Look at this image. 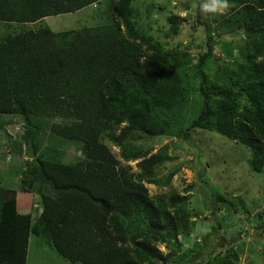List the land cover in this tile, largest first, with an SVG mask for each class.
<instances>
[{
  "label": "trees",
  "instance_id": "obj_1",
  "mask_svg": "<svg viewBox=\"0 0 264 264\" xmlns=\"http://www.w3.org/2000/svg\"><path fill=\"white\" fill-rule=\"evenodd\" d=\"M132 1L0 0V23L17 25L15 35L0 36L1 128L14 140L17 134L12 132V120L20 123L23 131L19 139L31 151L25 175L30 186L40 192L43 210L30 232L47 237L55 251L70 262L172 264L175 260L155 245L135 241V233L131 241L136 247L123 245L135 222H144L157 239L164 237L163 231L177 239V220L169 211V203L158 204L151 199L144 183L127 173L103 141L106 121L128 120L130 125L125 130L130 133L147 130L154 124L155 105L171 108L178 100L176 96L168 101L159 89L158 72L162 63L169 62L167 55L159 52L141 60L132 51L135 45L113 29L114 20L120 18L132 38L144 37L133 27ZM90 6L95 7L94 32L89 26L55 32L41 24L48 16ZM260 7H246L242 15H247L244 21L249 32H260L264 41V0ZM108 17L113 18L111 23H98ZM212 39L209 35L208 50L196 66L203 105L191 125L216 130L247 145L251 151L249 166L264 173V43L247 55L246 74L239 76V87H217L205 69L213 51ZM51 117L56 121L49 126ZM125 136L112 138L122 143ZM49 139L51 145L45 146ZM63 143L74 145L83 159L75 164L63 162L59 158L62 154L58 155L64 153L59 149ZM154 157L141 162L145 171L155 170L158 161ZM213 201L228 202L237 213L250 218L244 207L239 211L236 198L225 192L217 193ZM13 203L7 222L9 262L4 264H26L25 244L21 254L13 253ZM259 221L255 215V223ZM198 254L186 264H200L193 262L203 258L202 250Z\"/></svg>",
  "mask_w": 264,
  "mask_h": 264
},
{
  "label": "rangeland",
  "instance_id": "obj_2",
  "mask_svg": "<svg viewBox=\"0 0 264 264\" xmlns=\"http://www.w3.org/2000/svg\"><path fill=\"white\" fill-rule=\"evenodd\" d=\"M260 1L229 0V9L223 15H204L199 11L200 0H133L131 21L143 38H132L124 20H114L117 35L127 37L135 45L132 51L141 60L159 52L167 55L169 62L162 63L158 72L159 89L168 101L178 97L171 108L155 105L154 124L147 130L130 133L125 130L130 125L128 120L106 121L108 128L103 141L127 173L144 183L151 199L158 204L169 203V211L177 220V239L167 231H163V238L157 239L144 222L134 221L125 247H136L131 241L135 233L138 234L135 241L155 245L165 256L171 254L175 258L172 264H186L201 250L203 258L195 259L194 263L264 264V173L249 166L251 151L247 145L216 130L191 125L203 105L196 66L199 57L208 50V36L213 38V51L205 69L211 84L239 87V76L246 74L247 55L254 52L256 45L264 43L260 32H249L244 21L247 15L242 13L246 7L261 9ZM94 10L90 6L74 13L48 16L41 24L55 32L84 26L94 32ZM112 19L101 18L98 23H111ZM16 26L0 23V36L15 35ZM54 120L56 117H51L48 125ZM112 136L126 138L120 143ZM51 143L49 139L45 146ZM59 149L64 152L58 153L62 154L59 158L65 163L75 164L83 159L72 144H60ZM153 156L158 161L155 170L145 171L141 162ZM224 192L236 198L239 211L244 207L250 218L237 213L228 202L213 201L217 193ZM255 215H259V224L255 223ZM36 247L35 244L31 247L32 263L82 264L65 259L52 244L39 248L42 254L34 251Z\"/></svg>",
  "mask_w": 264,
  "mask_h": 264
},
{
  "label": "crops",
  "instance_id": "obj_3",
  "mask_svg": "<svg viewBox=\"0 0 264 264\" xmlns=\"http://www.w3.org/2000/svg\"><path fill=\"white\" fill-rule=\"evenodd\" d=\"M16 118L20 120L19 117ZM12 124V132L17 134L14 140L7 136L0 124V262L2 264L9 262L10 252L7 248L10 246V237L7 233L9 229L7 222L12 215L15 202L13 253L15 256L21 254V247L25 244L26 264H36L31 262V247L37 245L34 251L38 250L42 254L43 251L39 248L50 244L47 237L41 238L30 232L43 207L40 192L30 186V181L25 175L32 155L26 143L19 139L23 127L21 128L17 121L12 120ZM8 128L10 130V127Z\"/></svg>",
  "mask_w": 264,
  "mask_h": 264
},
{
  "label": "clouds",
  "instance_id": "obj_4",
  "mask_svg": "<svg viewBox=\"0 0 264 264\" xmlns=\"http://www.w3.org/2000/svg\"><path fill=\"white\" fill-rule=\"evenodd\" d=\"M229 9V0H200L199 11L204 15H223Z\"/></svg>",
  "mask_w": 264,
  "mask_h": 264
},
{
  "label": "built area",
  "instance_id": "obj_5",
  "mask_svg": "<svg viewBox=\"0 0 264 264\" xmlns=\"http://www.w3.org/2000/svg\"><path fill=\"white\" fill-rule=\"evenodd\" d=\"M22 131H23V129H22ZM22 131H21V132H22ZM21 132H20V133H21Z\"/></svg>",
  "mask_w": 264,
  "mask_h": 264
}]
</instances>
